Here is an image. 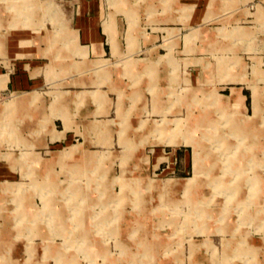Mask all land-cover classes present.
<instances>
[{"label": "rangeland", "instance_id": "374dc122", "mask_svg": "<svg viewBox=\"0 0 264 264\" xmlns=\"http://www.w3.org/2000/svg\"><path fill=\"white\" fill-rule=\"evenodd\" d=\"M202 2L204 13L194 12L191 27H200L203 34L192 29L164 34L162 54L172 50V56L163 60H173L176 69L172 77L169 69H163L157 92L162 111L156 112L161 116L142 113L135 117L128 108L122 114L116 110L111 116L110 128L115 130L112 148L91 149L96 151L93 155L84 153L82 158L87 156L88 164L68 161L79 156V146L52 154L55 160L66 161L62 164L45 161L52 157L46 151L57 150L52 147L3 146L18 140L41 146L52 129L44 121H51L50 114L57 113L65 86H51L45 89V98H38L34 110L42 109L43 99L54 103L45 106L49 112L37 116L36 125H26V111L19 117L24 126H18L15 117L18 128H14V137L9 129L11 111L22 102L1 98L0 112L4 114L6 109L7 117L0 115V158L14 163L19 179L0 183V223L5 215L16 212L11 219L26 221L19 227L34 221L48 235L47 243L39 245V236L20 228L19 241L27 251L23 257H29L22 264H138L140 259L147 264L155 251L166 260L180 254L186 260L194 252L190 244L204 238L216 242L209 251L217 259L220 238H247L249 242L264 237V0H211L212 15L201 22L210 0ZM170 4L168 0L164 6ZM10 12L19 21L13 28L33 22L36 45L48 31L58 40L66 25L64 7L54 0H0V14L11 17ZM75 40L69 44L74 45ZM120 72L117 68L116 73ZM118 77L113 87L117 99L124 97L122 103L130 104V93L136 88L142 94L150 93L147 84L132 88L128 79ZM71 90L67 99L80 89ZM130 121L136 123L130 126ZM195 121L200 123L194 125ZM126 139L138 146L126 147ZM181 146L189 150L191 167L188 179L176 184L168 179V171H153L149 160L159 150L170 152ZM25 153L32 155L26 159ZM36 157L38 163L30 162ZM94 158L100 162L90 164ZM165 158L157 156L155 166ZM30 169L35 179L27 176ZM28 206L34 211L33 218H21L18 210ZM123 213L130 214V234L119 226ZM139 224L144 226L140 229ZM206 228L209 233H204ZM222 228L227 231L220 232ZM124 237L129 245L122 244ZM162 239H168L164 240L167 244L155 245ZM0 264L15 263L2 255Z\"/></svg>", "mask_w": 264, "mask_h": 264}, {"label": "crops", "instance_id": "0c3cea01", "mask_svg": "<svg viewBox=\"0 0 264 264\" xmlns=\"http://www.w3.org/2000/svg\"><path fill=\"white\" fill-rule=\"evenodd\" d=\"M54 1L62 3L65 10L66 25L59 33L58 40L51 38V31L44 32L40 45L35 44L33 22L29 23L31 24L30 27L29 24L27 27H23L22 23L19 24V27L13 28L19 22L17 16L12 12H10L12 13L11 17L0 14V101L1 98L9 96L12 98V102H22L12 108L11 111L9 129L12 136H15L14 130L18 128L17 125H25L23 119L20 120L19 118L23 116V111L27 113L26 125L28 127L31 126V123L36 125L37 121L35 122V120L39 116L44 117L49 112L45 106L49 108L54 102L47 104L44 99L41 102L42 109L34 110L37 107L38 98H45L48 93L45 89L48 90L51 86H65L63 91H60V108L57 109V113L50 114L51 121L44 119L46 126L52 124V129L47 133L48 135L46 134L47 136L45 135L41 146L33 143L20 144L24 140H18L16 143L11 141L10 145L7 142L3 146L27 149L44 148L46 150L52 147L57 149L46 151L51 155L72 146H79V156L68 161L88 164L87 156L82 158L84 153L93 155L96 151L91 149L112 148V134L115 130L110 128L114 122L111 116L115 114L116 110L122 114L128 108L129 114L134 111L135 117L143 115L142 113L149 117L161 116L160 113L156 112L162 111L161 99L157 96V92H160L161 89L158 85L162 83L163 69H169L171 77L175 74L173 69H176L173 60L169 63L163 60L170 54L172 56V50L170 53L162 54L164 51V34L174 35L190 29L192 32L194 30L200 31L198 29L200 27L191 26L192 22L195 21L194 12L204 13V10L201 9L204 2L202 0H170V6L166 7L164 3L168 0ZM210 4L211 0L206 4L205 16L201 18V22L206 20L208 15H212L210 14L212 10ZM20 26L23 29H19ZM200 33L203 34L204 32L200 31ZM75 37L77 38L75 44H69L70 41L76 39ZM117 68H120L122 72L117 74ZM117 77L128 79L132 88L147 84L150 93L142 94L140 89L136 88L137 92L130 93L129 102L131 105L122 103L124 97L117 99L113 87ZM73 87L80 90L73 92V96L67 99V93L72 92ZM68 88L69 90H67ZM62 94H65V98L61 97ZM34 97L36 100H33ZM138 108H140L141 113L138 112ZM4 111V114L0 112V115H4L6 118L7 110ZM170 114L173 115L174 113ZM15 117L17 118L16 126L14 124ZM126 123L123 122L122 124ZM135 123L130 121L128 124L131 126ZM67 126L70 128L66 130ZM62 132L65 134L59 138L58 135ZM126 140V144L128 143L126 147L138 146L132 143L133 140ZM141 147L143 148L144 144H141ZM88 148L90 150H87ZM165 150L157 151L156 155L149 160L152 163V170L161 171V174L168 171L171 174L168 179L174 180L176 184L188 179L186 175L189 174L191 167L189 150L184 149L183 146L173 148L170 152ZM25 154H28L26 159L32 155V153ZM157 156L166 157L158 167L155 166ZM36 159L39 157L30 162L35 163L36 161L38 163ZM45 161L59 164L66 162L55 160L53 155L46 158ZM99 162L98 158H94L90 164ZM13 165L14 163L2 161L0 158V183L13 182L19 179L18 170ZM27 176L35 179L34 170L31 172L30 169ZM19 211L21 218L30 219L34 216V211L29 206L20 208ZM13 213L16 212H12L10 216L5 215L2 223H0V256H5L15 264H22V260H28L29 257L27 259L23 257L26 249L19 241L22 234L21 229L29 233L30 236H39L41 242L36 243L39 245L44 244L43 242L47 243L44 240L48 235L45 229L41 225H36L37 223L34 221H29L22 228L19 227V224L26 221H14L11 219ZM126 213H123L124 218L119 226L124 232L128 231L130 234V229L133 226L130 214ZM143 226L144 224L138 225L140 229ZM204 231V233H209L210 230L206 228ZM221 231L226 232L227 228L224 230L222 228ZM124 232L123 235H125ZM164 240L156 241L155 245L167 244ZM127 241L128 238L124 237L122 244L124 246L129 245ZM231 241L232 239L227 238L218 240L220 254L217 259V256L209 251L210 246L212 247L216 242L204 238L195 240L190 244L193 245L191 248L194 252L191 256L188 255L186 260L181 257V254L176 256V259H163L160 255L157 256L154 249L155 256L153 259L149 258L147 264H215V262L216 264H229L227 261L233 260L245 262L243 264H248V261H256L254 264H264V237L251 238L249 242L247 238ZM223 245L225 246L224 251L222 250ZM246 245L247 250H243ZM202 246L208 247L206 249ZM189 250L191 251V249ZM137 263L145 264L146 262L140 259Z\"/></svg>", "mask_w": 264, "mask_h": 264}, {"label": "bare ground", "instance_id": "6f19581e", "mask_svg": "<svg viewBox=\"0 0 264 264\" xmlns=\"http://www.w3.org/2000/svg\"><path fill=\"white\" fill-rule=\"evenodd\" d=\"M199 123H200V122H197V121H195L193 124H194V125H197V124H199ZM198 161H199V160H198ZM195 167H196V169H195V170H197V169L199 168V163H198V164H196V166H195ZM190 184H191V183H190Z\"/></svg>", "mask_w": 264, "mask_h": 264}]
</instances>
